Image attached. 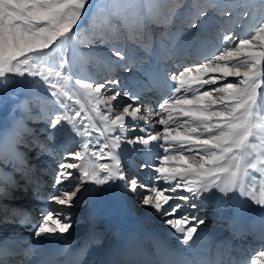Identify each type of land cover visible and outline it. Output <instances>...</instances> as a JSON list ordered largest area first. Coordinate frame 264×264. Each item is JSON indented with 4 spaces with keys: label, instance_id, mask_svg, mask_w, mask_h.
Here are the masks:
<instances>
[{
    "label": "snow or ice",
    "instance_id": "1",
    "mask_svg": "<svg viewBox=\"0 0 264 264\" xmlns=\"http://www.w3.org/2000/svg\"><path fill=\"white\" fill-rule=\"evenodd\" d=\"M134 68L142 79L117 71ZM13 84L47 97L0 129V264H82L100 242L92 209L78 251L56 241L88 184L149 193L178 241L118 245L102 264H248L200 248L217 193L238 215L259 208L264 249V0H0V91ZM129 153L146 157L135 170Z\"/></svg>",
    "mask_w": 264,
    "mask_h": 264
},
{
    "label": "bare ground",
    "instance_id": "2",
    "mask_svg": "<svg viewBox=\"0 0 264 264\" xmlns=\"http://www.w3.org/2000/svg\"><path fill=\"white\" fill-rule=\"evenodd\" d=\"M117 71L119 72L120 78L125 82L130 81L134 76L140 77L141 79L143 78L135 68L130 73H125L123 70ZM22 92L20 100H24L26 97L35 95L39 97L36 100V103H44L46 101L47 96H43L44 94L42 95V93L37 90L33 93L26 87V90H23ZM9 98H11V96L7 93L3 100L0 101V129L10 127L12 120L14 118H19L20 115L18 110L17 113H15L16 115L11 117L8 116L9 108L13 105V103H5V100ZM155 98V94H149V96L142 98V103L147 104L150 99L154 100ZM121 101L122 102L119 103L121 107H123V103L128 102L126 98L123 97H121ZM152 106L155 108L156 104L153 103ZM120 110H122V108ZM120 110L117 109V111ZM35 111H38V109L34 110L33 114H35ZM28 123L29 127H46L43 123ZM129 127H131V125H129ZM156 130H160V126L157 125ZM140 134L141 133L139 132L132 133V135ZM145 158L146 157L140 153H129L127 156V160L133 166V169L137 163L141 162ZM105 162L108 161L105 160ZM137 172L140 180L144 181L146 184L148 182L147 180L152 182L150 170H137ZM86 190V194L84 195L87 202L86 207H76L73 209V215L78 220L76 227L72 230L71 234H65L66 238L64 240L56 241L57 247H64L67 245L75 252L83 245L82 238L85 236L87 231V225L84 224L82 219L85 209L93 210L96 231L100 233V242L90 244L86 253L106 246L113 231L123 230L124 226L132 227L133 230H129V233H132V237H135L136 240L145 245H151L159 239H166L167 242L173 246L178 244L175 237L169 234L170 229H168L166 225H163L161 218H158L150 209L146 208V210L140 214H136L131 211L127 205V202H129L127 200H129L130 197L132 198L134 193L125 191L120 185L103 186L88 184L86 185ZM220 196L221 194L217 193L215 197H210L208 202L205 204L204 209L209 206V209L211 210L203 212L206 217V224L203 226V232L209 233V235L213 236L214 239L221 240L223 237L222 250L226 256L238 258L241 256V251H248L244 254V256L247 257L248 264H250V260L255 252L264 250L261 248V241L257 239V235L261 228L259 222L260 210L257 206L252 205L254 210L251 213L238 215L236 212L237 200H229L228 198L221 200L219 199ZM248 203L251 204L250 201ZM44 206L45 205L43 204V207ZM47 206L49 208L51 207V205ZM18 231L23 232L27 237L31 236V233L25 229H18ZM241 233H243L244 236L247 235V238L240 237L239 235ZM251 235H255L256 237L254 240H251L248 245L247 239H249ZM151 237H154V239L152 240ZM235 238L240 239V245L237 249H234V247L228 248L227 245ZM29 242L30 241H25V244H28ZM229 251H231V255L226 254ZM8 259L11 260L13 258L9 257Z\"/></svg>",
    "mask_w": 264,
    "mask_h": 264
},
{
    "label": "rangeland",
    "instance_id": "3",
    "mask_svg": "<svg viewBox=\"0 0 264 264\" xmlns=\"http://www.w3.org/2000/svg\"><path fill=\"white\" fill-rule=\"evenodd\" d=\"M23 90H26V86H23V85H16V84H13V85H11L10 87H8L6 90H3V91H0V101H2L3 100V98L6 96V94L8 93V95L9 96H11V98H9V99H7V100H5V103H13V107L11 106V108H9V113H8V116H14V115H16L15 113H17V111H18V109L16 108V104L20 101V95H21V93H23L22 91ZM38 92H40V93H42V95L43 96H47V94L46 93H43V92H41L40 90H37ZM45 96V97H46ZM122 107L118 104L117 105V109H121ZM75 148H78V143H77V145L75 146ZM75 148H74V150H75ZM134 159H136V158H134ZM75 162H77L78 163V161H75ZM105 162V161H104ZM148 182H147V184L148 185H151L152 184V182L150 181V180H147ZM141 182L142 183H145L144 181H142L141 180ZM146 184V183H145ZM86 185L84 186V189L81 191V201H80V203L77 205V207H80V208H85L86 207V205H87V202H86V197L84 196L85 194H86ZM127 193V192H126ZM129 193H131V192H129ZM138 193L139 194H137V193H134L133 194V197L131 198L130 197V195H129V200H127V201H129V202H127L126 204L128 205V207L131 209V211H133L134 213H136V214H140V213H142V212H144V210H146V207L145 206H143V205H141L140 204V201L142 200V198H143V195H147V194H149V193H147V192H145L144 190H138ZM128 194V193H127ZM127 194H126V196H127ZM131 199V200H130ZM40 207H43V204L42 205H40ZM45 207V206H44ZM211 209H209V206H207V208L206 209H204V211H210ZM209 215H211V214H209Z\"/></svg>",
    "mask_w": 264,
    "mask_h": 264
}]
</instances>
